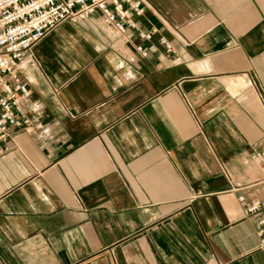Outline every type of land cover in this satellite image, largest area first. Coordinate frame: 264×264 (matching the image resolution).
<instances>
[{
	"label": "crops",
	"instance_id": "obj_1",
	"mask_svg": "<svg viewBox=\"0 0 264 264\" xmlns=\"http://www.w3.org/2000/svg\"><path fill=\"white\" fill-rule=\"evenodd\" d=\"M144 5L137 29L173 53L92 16L20 64L40 128L0 157V264H264L244 215L264 178V0Z\"/></svg>",
	"mask_w": 264,
	"mask_h": 264
},
{
	"label": "built area",
	"instance_id": "obj_2",
	"mask_svg": "<svg viewBox=\"0 0 264 264\" xmlns=\"http://www.w3.org/2000/svg\"><path fill=\"white\" fill-rule=\"evenodd\" d=\"M145 9L144 0H0V157L8 153L9 144L17 135L31 134L40 128L25 110L30 92L19 72L30 49L60 23L76 24L92 16L100 18L111 39L135 33L141 41L150 42L156 31L137 29ZM156 38L166 53H173L166 38ZM135 50L141 58H147L148 52L141 44ZM261 156L256 153L252 158ZM244 188L255 193L244 215L256 216L259 249L264 252V178Z\"/></svg>",
	"mask_w": 264,
	"mask_h": 264
}]
</instances>
